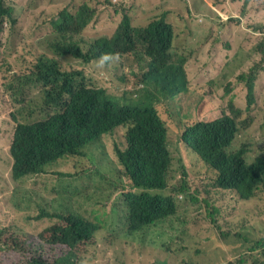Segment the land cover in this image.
<instances>
[{
	"label": "rangeland",
	"instance_id": "obj_1",
	"mask_svg": "<svg viewBox=\"0 0 264 264\" xmlns=\"http://www.w3.org/2000/svg\"><path fill=\"white\" fill-rule=\"evenodd\" d=\"M83 3H89L95 9L94 21L83 34L74 36L77 42L83 40L84 49L97 38L110 37L120 22L117 19L132 7L152 19L172 9L174 12L167 14L177 27L183 29L191 20L202 35L213 39L219 37L214 36L215 29H223L215 9L228 17L224 23L234 30L238 62L230 65L218 62L214 73L205 69L204 64L198 75L196 68L189 65L187 90L181 94L178 107L174 104L160 111L165 115L173 113L169 132L174 133L180 132L182 122L211 121L222 113L228 114L232 102L243 113L238 120L239 134L233 148L251 147L249 158H245L247 164L264 153V50L253 35L264 27V0H250V3L244 0L238 3L234 0H195L203 12L194 15L189 11V0H10L16 24L12 28L5 25L0 36V65L4 66L0 69V264H26L33 256L52 263L69 252L65 246L48 243L45 230L51 224L34 229V222L29 218L41 211L51 215L73 213L85 218L98 211L105 213L106 225L96 236V244L83 249L80 254L83 258L77 264H225L239 258L246 261L244 264H251L255 258L261 259L259 249L252 252L251 248L256 246V241L264 242V200L258 206L255 202L238 201L232 191L216 192L209 177L204 175L201 176V190L207 189L214 194L209 203L217 206L213 224L210 223V209L195 207L187 196L179 195L177 201L181 205L176 217L128 235L124 179L111 154L112 143L121 140L119 135L106 139L101 148L87 150L86 156L76 163L56 162L47 167L44 174L19 181L12 179L9 148L13 132L18 123H31L33 118H39L42 98L33 91L24 97V104H17V95L11 88L17 84L12 77L28 73L29 65H34L39 56H53L49 44L57 34L51 21L62 9L74 13ZM197 14H201L204 21H198ZM135 24L144 25L141 21ZM218 50L224 53L225 47ZM181 51L182 47L178 48V53ZM257 53L259 56L247 63V59ZM205 55H211L210 48L203 53ZM57 60L63 70L81 71L90 85L105 89L121 103L143 97L140 66L131 71L127 65L120 67L115 58L100 59L91 64H83L71 57ZM251 69L256 70L257 75L252 92L254 103L247 111V89L236 77ZM33 109L34 115L29 117ZM170 150L173 157L169 175L171 192L174 186H180L181 169L182 166L185 169V164L178 162L180 154L176 148L170 146ZM81 166L82 169L89 166L98 170L100 177L86 176ZM187 180L190 185L189 176ZM183 219L186 224L188 220L193 222L192 231L184 230ZM242 226L246 228V237Z\"/></svg>",
	"mask_w": 264,
	"mask_h": 264
},
{
	"label": "trees",
	"instance_id": "obj_2",
	"mask_svg": "<svg viewBox=\"0 0 264 264\" xmlns=\"http://www.w3.org/2000/svg\"><path fill=\"white\" fill-rule=\"evenodd\" d=\"M9 1L0 0V36L5 25L12 28L16 24ZM244 1L250 3V0ZM94 18L95 9L89 3L79 5L74 13L66 8L59 11L51 21L57 34L49 44L53 56H39L34 65H29L28 73L12 77L17 84L11 87L17 95V104H24L33 91L42 97L39 118H33L31 123H18L13 132L9 148L13 160L12 179L19 181L44 174L45 168L57 161L76 163L86 156L87 150L101 148L106 139L119 135L121 140L112 143L111 154L124 179L128 235L176 217L181 205L177 201L179 195L187 196L195 207L210 209V223L213 224L217 206L209 203L214 194L207 189L201 190L203 175L209 177L216 192L232 191L238 201L255 202L259 206L264 200V153L247 164L245 158H249L251 147L233 148L242 110L230 102L228 114L222 113L211 121L182 122L180 132L174 133L169 132L173 113L165 115L160 111L174 104L178 107L181 94L187 90L188 60L178 53V48L181 47V33H185L183 29L190 25L183 29L177 27L169 14L164 13L155 19L145 17L141 20L145 26L135 27L128 14L123 13L110 37L93 40L84 49L83 40L77 42L74 36L83 34ZM105 54H111L120 67L127 65L131 71L136 66L141 67V99L121 103L105 89L90 85L81 71L63 70L57 60L71 57L83 64H91ZM250 59L253 60L250 57L247 63ZM2 68L4 66L0 65ZM256 75V70L251 69L236 77L247 89V111L254 103L252 92ZM34 110L30 111L29 117H33ZM170 146L179 151L178 162L185 164V169L183 166L181 169V184L174 186L171 192L169 175L173 157ZM82 171L86 176L100 177V172L89 166ZM182 207L186 208L185 205ZM103 216L105 213L101 211L89 218L41 211L29 218L34 222V229L51 224L45 230L48 243L65 246L69 252L52 263L33 256L26 264H77L83 258L80 255L83 249L96 244V236L106 225ZM43 220L49 222L43 223ZM188 221L186 224L182 220L183 228L192 231L193 222ZM241 229L246 237V228L242 226ZM256 242L251 251L259 249L261 259L255 258L251 264H264V242ZM245 262L239 258L225 264Z\"/></svg>",
	"mask_w": 264,
	"mask_h": 264
},
{
	"label": "crops",
	"instance_id": "obj_3",
	"mask_svg": "<svg viewBox=\"0 0 264 264\" xmlns=\"http://www.w3.org/2000/svg\"><path fill=\"white\" fill-rule=\"evenodd\" d=\"M189 11L192 15L203 12V10L195 3V0H189ZM167 13L174 12L172 9H167ZM187 12V11H186ZM215 12L219 11L215 9ZM128 13L130 18V22L135 27L145 26H136V22L141 21L143 18L147 17L146 15L140 13L137 8L132 7L130 10L125 11ZM196 17H199L204 21L203 16L201 14H197ZM212 19H216L214 15H211ZM200 19L198 21H200ZM118 22L120 19H117ZM219 22L223 23L219 31L215 29L214 36H219L217 39L205 37L202 35L199 30H197L194 26V22L190 20V26L187 29H183L185 33H181L180 36V44L182 47L181 54L187 57L186 67L194 66L196 68L197 75L203 71V69L209 70V72H215V66H217L218 62L220 64L230 65L235 64L239 60V53L236 51L237 49V39L234 36V30L231 25L224 23V21L219 20ZM254 37L255 33H253ZM240 39V36L237 37ZM219 43L216 44V42ZM225 47L224 53H221L218 48ZM211 49L210 56H203V53ZM259 54H253L252 58H256ZM205 62V63H204ZM204 64L206 66L203 68ZM240 65V63H238ZM199 79H202L199 77Z\"/></svg>",
	"mask_w": 264,
	"mask_h": 264
},
{
	"label": "clouds",
	"instance_id": "obj_4",
	"mask_svg": "<svg viewBox=\"0 0 264 264\" xmlns=\"http://www.w3.org/2000/svg\"><path fill=\"white\" fill-rule=\"evenodd\" d=\"M125 13V12H124ZM127 14V13H126ZM216 14L219 16V19L221 20V21H227L228 20V17H226V16H224V15H222L220 12L218 13V12H216ZM200 21H202V19H200ZM100 38H102V37H100ZM98 39V38H97ZM260 47H262V45L260 44ZM262 49H263V47H262ZM264 50V49H263ZM112 58V55L111 54H105L103 57H102V60H104V61H107V60H110ZM11 157V156H10ZM12 159V158H11ZM58 162V161H57ZM56 163V162H55ZM55 163H53V164H55ZM12 164H13V160H12ZM53 164H51V165H53ZM51 165H49V166H51ZM49 166H47V167H49ZM46 167V168H47ZM11 168H12V165H11ZM45 168V169H46Z\"/></svg>",
	"mask_w": 264,
	"mask_h": 264
},
{
	"label": "built area",
	"instance_id": "obj_5",
	"mask_svg": "<svg viewBox=\"0 0 264 264\" xmlns=\"http://www.w3.org/2000/svg\"><path fill=\"white\" fill-rule=\"evenodd\" d=\"M256 38H258L259 43L262 45L263 49H264V27L255 33Z\"/></svg>",
	"mask_w": 264,
	"mask_h": 264
}]
</instances>
